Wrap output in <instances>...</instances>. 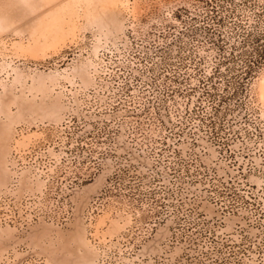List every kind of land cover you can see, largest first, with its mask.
<instances>
[{
  "label": "rangeland",
  "instance_id": "374dc122",
  "mask_svg": "<svg viewBox=\"0 0 264 264\" xmlns=\"http://www.w3.org/2000/svg\"><path fill=\"white\" fill-rule=\"evenodd\" d=\"M0 264H264V0H0Z\"/></svg>",
  "mask_w": 264,
  "mask_h": 264
}]
</instances>
